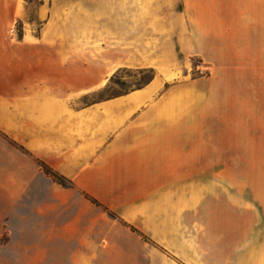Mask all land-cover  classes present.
<instances>
[{
	"label": "crops",
	"instance_id": "0c3cea01",
	"mask_svg": "<svg viewBox=\"0 0 264 264\" xmlns=\"http://www.w3.org/2000/svg\"><path fill=\"white\" fill-rule=\"evenodd\" d=\"M148 1L147 29L133 24L127 44L110 48L102 33L99 45H64L74 60L62 61L58 31L36 77L27 61L20 89L0 77L6 129L25 150L0 224L36 246L38 264H264V0ZM194 57L208 73L178 80L174 63ZM122 66L160 72L99 95ZM12 245L0 264H18Z\"/></svg>",
	"mask_w": 264,
	"mask_h": 264
},
{
	"label": "rangeland",
	"instance_id": "374dc122",
	"mask_svg": "<svg viewBox=\"0 0 264 264\" xmlns=\"http://www.w3.org/2000/svg\"><path fill=\"white\" fill-rule=\"evenodd\" d=\"M145 1L0 0V77H12L13 87L20 89V80L22 76H26L23 74L26 69H23L22 73L21 67H24L26 61L29 63L27 69L30 72L29 76L36 77L37 64L42 60L43 50L46 49L44 46L48 47L47 55L54 54L53 47L57 43L54 34L58 31L61 35L62 51L65 50V53H62L65 56L62 61L74 60L70 49L67 47L63 49L64 45L81 47L99 45L102 33L105 44L110 48L115 49L118 42L127 44L129 38L122 34L126 35V31L133 24L142 30L147 29L145 25L149 22L143 19V14L148 11L150 2L148 1L149 4H146ZM118 8H120V16L117 15ZM104 13L107 16H104ZM133 13L135 15H132ZM191 61L189 63L186 60H178L174 63L172 69L176 71L178 80H181L188 67H191L189 69L190 77L208 73L205 68L201 67L199 58L194 57ZM159 72L160 70L155 68L122 66L113 73L104 74V86L97 93L109 97L130 92L149 83ZM170 85L171 83H167L165 87L168 88ZM30 87L32 86L30 85ZM19 89L18 92H20ZM20 96L15 97V94L13 97L9 96L12 102L9 105L13 108V124H15V116L19 113L17 103L21 99ZM95 97L98 96L94 95L93 98ZM6 103H8L6 98L0 96V209L2 210L5 208L6 189L10 188L7 180L8 174L11 168L17 172L20 171V156L25 151L15 137L19 135V132H13L11 126H8V130L6 129L4 118ZM12 157L13 160H11ZM12 162H14L13 166H11ZM9 244H13L14 247L12 251L14 254L13 263H39L36 246H29L27 250L21 249L19 238L15 234V230L8 225L6 218L0 224V248ZM45 263L47 264V262ZM78 264H85V262H78ZM92 264L102 263L97 261ZM104 264H148V262L104 260ZM158 264H165V261H159Z\"/></svg>",
	"mask_w": 264,
	"mask_h": 264
},
{
	"label": "trees",
	"instance_id": "16d2710c",
	"mask_svg": "<svg viewBox=\"0 0 264 264\" xmlns=\"http://www.w3.org/2000/svg\"><path fill=\"white\" fill-rule=\"evenodd\" d=\"M38 163L41 165L43 170L50 175L55 181L59 182L60 184L70 187L72 186V182L65 178L63 175L56 172L53 168H51L48 164H46L44 161L38 160ZM113 215V213H111Z\"/></svg>",
	"mask_w": 264,
	"mask_h": 264
}]
</instances>
